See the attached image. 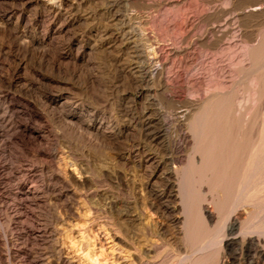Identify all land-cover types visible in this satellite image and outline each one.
<instances>
[{"label":"rangeland","instance_id":"obj_1","mask_svg":"<svg viewBox=\"0 0 264 264\" xmlns=\"http://www.w3.org/2000/svg\"><path fill=\"white\" fill-rule=\"evenodd\" d=\"M44 1L0 0V264H179L193 152L180 111L233 92L263 127L264 0H68L57 13ZM152 49L164 79L146 74ZM120 239L154 247L139 259ZM225 250L205 264H264Z\"/></svg>","mask_w":264,"mask_h":264},{"label":"bare ground","instance_id":"obj_2","mask_svg":"<svg viewBox=\"0 0 264 264\" xmlns=\"http://www.w3.org/2000/svg\"><path fill=\"white\" fill-rule=\"evenodd\" d=\"M47 2L50 3V10L56 13L60 11L65 4H68L70 6L73 5L72 1L70 3L68 0L44 1V3ZM258 49L259 48H257V51L260 52V50ZM252 51H254V49ZM173 52L174 55L179 54H175L176 52H178L176 49H173ZM254 52H256V49ZM251 55H253V53H251ZM256 55L258 56L259 54ZM143 58L148 60L149 64L153 63L154 65L155 62V65H157V67L154 68V71L148 70L147 67L148 71L146 70V74H148V76L156 75L157 77L164 79L162 67L158 66L159 64H161L160 62L162 57L157 52V50L152 49L150 56H143ZM252 68L253 67H251L250 69ZM165 85L167 90L169 86L167 84ZM261 88L264 89L263 87ZM170 91H172V89H170ZM173 92H175V90H173ZM232 93L229 94L227 92L226 94H222L221 92V94H209L210 98L208 97L207 99L206 97V99L204 100V102L206 103H203V100L202 102L199 100L201 103L206 105H204L203 109H200L198 111L199 113L197 114L194 113L197 110H193V105H195V101L194 103H190V105L192 104V106L189 109H184L183 106L185 107V104H183V102H187L188 104L190 101L188 102V98L186 99L185 95L180 99L182 101L179 100L180 102H182L183 106L181 107L184 110L180 111L182 114L179 117V122L177 123H180L181 128H183V126L181 125L186 124V122L191 123L192 126V129H190L192 133H190V130L189 132L184 130L182 132L180 130L182 132L180 133L182 138V142L180 143L185 145L186 147H190V150L193 151H191L192 159L189 157L191 161H188V166H184L185 169L183 168L184 170L183 172L181 171V174L178 171L180 175L178 178L180 182L179 186L181 188V191L183 192V198L185 201V204L184 202H182V205L184 204V215L183 217L181 215V217L178 219L179 222L183 225V227L181 225V228L183 229V231L181 229V234L183 235L182 240L184 241L185 251L184 255H180V258H178L181 260L179 264H183V260H185L187 264H205L213 255L217 258H220L221 254H223L222 250L226 251L225 249H231L234 251V253H237L238 251H245L251 254L253 258L259 257L261 259H264V238H262L263 236L261 237V234H264V125L262 124L263 127L260 126L261 129L258 131L253 129L251 125L254 124L253 117L255 116L252 117L240 111L241 109H238L235 104L236 102H234L235 97L234 95H232ZM177 99L178 98L176 97L174 103L175 101H177ZM53 100L60 101V97L58 99ZM189 106H187L186 108H188ZM257 124L255 123V125ZM188 127L189 126H187V128ZM162 132V130L158 132L160 133V136H162L163 134L165 135V131L163 134ZM35 137L44 139V137H42L41 135H35ZM155 168L157 169L158 166L155 165ZM163 170L164 169H162V171ZM166 170L168 171V169ZM166 170H164V172ZM176 172V167H174V170L169 172V178L167 177L168 179H166L169 180L171 177L173 178ZM205 187L207 188L205 189ZM20 188L25 191V194L28 197L33 198L34 200H36V202L41 200L34 184L30 185V183L28 182H23L20 184ZM196 189L202 191V195L200 198L194 196V190ZM204 189L206 192L204 191ZM173 196L174 194L172 189H169L167 191V194L163 197L167 198L168 200V198L171 199ZM209 200L210 204L204 205L205 201L208 202ZM156 203L158 204V202ZM169 207H165L164 209H162V207L159 208L162 213H165L167 212V210H169ZM236 208V214L230 215V212H233L232 209L234 210ZM124 217L122 220L126 219ZM149 231L150 229L148 230V234ZM113 235L114 236L112 237L115 238H118L119 236V234L118 236L116 234ZM146 237H149V235H147ZM100 239V241H102L103 238L101 237ZM120 240L124 243V245L126 244L127 246H130L128 248L129 252L132 249H135V251H137L135 252V257L137 258H141L144 254L147 255L153 250L154 247V242L151 239H146L150 243H146L145 241H143L145 243L142 244V242H139L140 244H137L138 246H133L132 244H130V242L126 241L125 239ZM115 246L114 248H116ZM123 247L120 252L122 254ZM222 247L225 249H222ZM177 254L179 255V253ZM90 255L88 254L89 258L91 257L93 259L95 257ZM128 257L129 256H126V258ZM123 258L125 259L124 256ZM210 260L213 261V259ZM221 264H225V261L222 260Z\"/></svg>","mask_w":264,"mask_h":264}]
</instances>
